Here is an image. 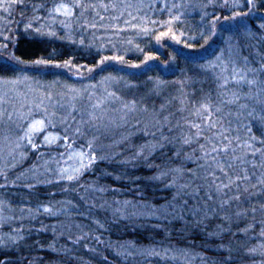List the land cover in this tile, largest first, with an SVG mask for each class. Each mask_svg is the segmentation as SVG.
<instances>
[{
  "label": "trees",
  "instance_id": "trees-1",
  "mask_svg": "<svg viewBox=\"0 0 264 264\" xmlns=\"http://www.w3.org/2000/svg\"><path fill=\"white\" fill-rule=\"evenodd\" d=\"M35 1L42 8L41 15L57 0ZM13 12L17 21L3 25L0 58L17 67L24 63L13 56L27 63L44 60L63 65L67 61L95 67L104 57L100 46L106 45L107 55H111L110 49L121 47L105 38L104 29L99 32L103 35L100 46L92 47L93 34L86 26H78L74 42L40 37L29 26L24 28L38 16L19 5ZM245 19L244 27L235 20L240 29L233 30L229 39L187 47L175 40L157 44L149 38L128 47L131 50L123 56L129 66L121 67L130 70L134 65L137 72L129 78L131 87L118 89L134 103L138 128L119 146L121 153L103 155L73 181L32 188L15 182L8 187V200L15 204L69 199L80 212L75 226H54L40 218L19 244L0 254L8 255L5 264H264V183L260 182L264 181V128L255 114L247 115L253 107L245 96L249 85L232 79L235 67L255 69L254 73L248 71L247 79L264 81V29L249 16ZM81 36L83 41L78 42ZM218 53L216 60L202 55ZM11 67L0 64V75H14ZM232 93L241 99L229 103ZM205 104L213 111L214 129L205 125ZM241 104L248 108L242 109ZM216 108L221 110L216 112ZM193 124H200L201 136H196L198 129ZM224 129H228L224 134L231 144L217 159L230 160L232 155L247 152L246 163L237 161L230 174L233 178L246 174L249 179L218 191L227 178L219 171L215 181L208 175L210 161L204 153L227 143L215 135ZM245 141L252 145L251 150L244 147ZM34 158L27 159L26 165L34 164ZM161 172L167 175L160 176ZM157 176L160 178L153 179ZM150 211L158 219L150 218ZM64 230L78 234L72 248L64 247L60 255L43 248Z\"/></svg>",
  "mask_w": 264,
  "mask_h": 264
},
{
  "label": "rangeland",
  "instance_id": "rangeland-1",
  "mask_svg": "<svg viewBox=\"0 0 264 264\" xmlns=\"http://www.w3.org/2000/svg\"><path fill=\"white\" fill-rule=\"evenodd\" d=\"M35 2L11 0L9 7V0H0L1 39L5 38L3 25L11 26L17 21L13 9L19 5L26 12L31 11L38 16L36 21L24 25V28L30 25L34 35L74 42L78 26H86L93 34L89 42L92 47L100 46L99 41L103 36L99 34L101 29H104L106 39H113V43L119 42L121 47L110 49L111 55H107L106 45L100 46L104 57L108 59L103 63L100 60L95 67L70 63L66 66L56 63L37 64L35 61L17 67L9 60L0 58V64L11 65L15 73L12 76L0 75V111L5 113L0 117V170L4 173L0 175V240L5 242L0 244V254L8 253V248L19 244L26 233L35 228L33 225L40 218L53 222L54 226H71L76 223V215L80 212L76 203L69 199H52L44 204H15L8 200V187L15 182L27 183L31 188L37 185L47 187L68 182L62 178L67 175H74L76 179L85 167L91 165L88 159L92 153L96 155L94 162L103 155L121 153L119 146L138 128L140 120L134 115L137 112L133 108L134 103L118 89L131 87L133 83L129 78L137 72L134 65H131L133 69L130 70L121 67L122 64L129 66L123 55L131 50L128 48L130 45L149 38H153L157 44L166 39L175 40L187 47L204 42L208 37V41L229 39L233 30L240 29L234 24L235 20L238 19V23L244 27L246 15L233 20L225 19V16H232L234 11H249L245 6L246 0H240L236 8L225 7V0H79L82 4L96 5L81 14V8L76 6L77 0H57L45 9L44 14L39 15L42 8ZM113 3L132 7L112 8ZM227 3L231 5L233 0H227ZM61 4H67L72 14L65 15L64 9L56 11ZM101 4L109 7H101ZM261 7H264V0H257V8L247 15L252 18V23L264 22ZM92 24L98 28V33L95 27L89 26ZM161 32H167L168 35L157 41L156 37ZM77 41L82 42V36ZM202 55L215 60L219 57V53ZM117 56L123 59H113ZM5 79L15 80L16 83H4ZM7 113H12L11 120L7 118ZM33 119H44L45 125L31 133L30 144L29 137H20L25 136ZM17 144L19 147H16ZM32 144L36 147H32ZM80 153L85 156L82 158ZM31 156L36 161L27 166L26 161ZM82 164L85 167H81ZM76 169H80L79 172ZM45 207L50 208L51 212H46ZM148 216L158 219L153 215ZM133 218H136L135 215ZM70 232H58V235H53L54 241L43 248L59 255L64 247L72 248L78 234L76 230L73 235ZM17 235L21 238L13 242L10 237ZM5 261L8 262V255H0V264H5Z\"/></svg>",
  "mask_w": 264,
  "mask_h": 264
},
{
  "label": "snow or ice",
  "instance_id": "snow-or-ice-1",
  "mask_svg": "<svg viewBox=\"0 0 264 264\" xmlns=\"http://www.w3.org/2000/svg\"><path fill=\"white\" fill-rule=\"evenodd\" d=\"M211 2V0H210ZM240 5V0H233V3L231 5H229L227 3V0H225V7H231V8H236ZM8 6L11 7V0H9ZM77 7L81 8V14H83L84 11H86L89 7H96V5H86V4H82L79 2V0H77ZM101 7L107 8L109 7V5H105V4H101ZM248 8V12H233L232 17H226L225 19H235L238 16H245V15H250L251 12L253 10H255L257 8V0H246V5ZM112 8H118V7H132V5H118V4H111ZM61 9H64L65 11V15H71L72 14V10L71 8L67 5V4H61L56 8V11H60ZM102 19V18H101ZM113 19H116V17H113ZM30 26V25H29ZM90 27H95V24L89 25ZM259 27L261 29H264V22H262ZM212 29H213V34L215 31V24L212 25ZM168 35L167 32H161L157 37L156 40L159 41L163 36ZM175 38V37H173ZM208 39H210V37L205 38V43L208 42ZM189 47H191V45H188ZM6 47V46H5ZM12 59L16 60L19 63H27L26 61H21L19 57H11ZM151 58V57H149ZM108 57H102L100 63H103L105 60H107ZM113 59L116 60H122V57H113ZM217 59H219V57H217ZM246 59V58H245ZM35 63L40 64V63H51V61H35ZM67 61L65 62V66L67 65ZM248 71L251 72H255V69H248L247 71L245 70H241L238 68L234 67V72L232 75V79L234 81H236L237 83H240L241 81L245 82L247 85H249V93H246L245 96L247 97L248 100L252 101L253 103V107L251 109V111L247 112V115L249 117H253L254 114V118L256 120H258L261 124V127L264 128V81H257L256 79H247V73ZM4 83H12L15 84L16 81L15 80H7L5 79L3 81ZM228 83V80L225 79L224 84L226 85ZM256 86V90L252 91V86ZM232 99L230 101H228L229 103H236L238 102L241 97L240 95H237L236 93H232ZM41 103H43V101H41ZM125 107H127V105H125ZM202 107L204 108L205 112H207V117L204 118V122L205 125L208 129H214L217 127L216 123H213L211 120V117L213 115V111L212 109L209 107V105L205 104L202 105ZM240 107L242 109H247L248 108V104H241ZM221 109L220 108H216L215 111L219 112ZM5 115V113L3 111H0V117H3ZM47 115V113H46ZM21 116H23V114H21ZM7 118L9 120L12 119V113H7ZM26 118V117H25ZM45 125V120L44 119H33L32 122L29 124L28 129L25 132V136L24 137H20V139H25L26 137H29V143L31 144V139H30V135L31 133L40 130L41 128H43ZM192 127L198 129L196 136L199 137L202 135V131H200V124H193ZM248 132L251 133L252 129L249 127ZM228 131V129H224L223 132H217L215 133V135H218L221 137V141H226L227 143H223V147H221L219 144H216L215 146L211 147L210 151H205L204 156L210 161L208 167L211 168V171L208 173L209 176L213 177V180L215 181L217 179L216 177V172L219 171L221 173L224 174V176L227 178V183H223L221 182L218 187L217 190H222V189H227L229 188L234 182L236 181H241V180H248L249 177L245 174V175H235V177L233 178V176L230 174L232 171H234V165L237 161H239V163L245 164L246 163V156H247V152L243 153L241 156H237V155H232L231 159H217V155H220L222 153L226 154L228 152L229 146L231 144V141L229 140L228 136L225 135L224 133H226ZM262 136H264V132L261 133ZM5 139H7V137H5ZM46 140H48V137H45ZM65 139H67V137H65ZM209 140L210 143H215L211 137L206 138ZM252 139H255V137H252ZM185 144L189 143V140L186 139L184 141ZM264 143V142H262ZM16 147H19V144L16 145ZM32 147H36L35 144H32ZM89 147H91V145H89ZM201 147L203 148L204 145H201ZM244 147L248 148V149H252V145L245 141L244 142ZM233 153L235 152V149H232ZM260 149H254V152H259ZM11 153H9L10 155ZM80 156L83 158L85 156L84 153H80ZM96 159V155L95 153H92L90 155V158L88 159V163L91 164L92 162H94V160ZM81 167H85V165H81ZM80 169H76V172H79ZM246 171V170H245ZM4 173L2 172V170H0V175H3ZM167 175L164 172L160 173V176H165ZM160 176L157 177H153V179H159ZM65 178L69 181L75 179L74 175H67L66 177H62ZM261 183H264V181H260ZM174 184V182H171ZM0 187H2V185H0ZM29 187H31V185H29ZM103 190V189H101ZM238 198V197H237ZM127 204V202H125ZM187 202L185 201V204ZM44 210L46 212H51V209L48 207H45ZM253 211H255V209H253ZM150 215H156L155 211H150L149 213ZM193 215H196V213L194 212ZM18 231V230H17ZM242 231H247V229H242ZM262 235H264V233H262ZM21 237L14 236V237H10V239H12L13 242H15L16 239H19ZM5 242L3 240H0V244H4ZM49 247H52L51 245ZM54 250V249H53ZM250 251H255V249H250ZM156 255H159V253H154Z\"/></svg>",
  "mask_w": 264,
  "mask_h": 264
}]
</instances>
